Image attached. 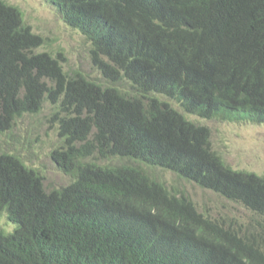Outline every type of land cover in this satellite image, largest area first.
<instances>
[{"label":"trees","instance_id":"obj_1","mask_svg":"<svg viewBox=\"0 0 264 264\" xmlns=\"http://www.w3.org/2000/svg\"><path fill=\"white\" fill-rule=\"evenodd\" d=\"M47 1L90 43L102 83L40 52L45 39L0 0V135L50 105L51 159L72 179L48 190L0 151V264H264V175L233 169L186 117L264 125V0ZM144 167L257 218H213Z\"/></svg>","mask_w":264,"mask_h":264},{"label":"rangeland","instance_id":"obj_2","mask_svg":"<svg viewBox=\"0 0 264 264\" xmlns=\"http://www.w3.org/2000/svg\"><path fill=\"white\" fill-rule=\"evenodd\" d=\"M3 1L20 9L26 24L36 35L45 39L47 45L40 52L44 50L53 55L61 53L65 60L66 72L78 70L102 83L100 74L91 63L90 43L79 31L71 29L62 21L55 6L47 0ZM117 87L121 90L130 89L125 82ZM171 104L182 112L173 102ZM52 113L53 108L45 104L39 114L23 117L17 121L11 131L0 135V151L17 154L27 165L38 169L45 177V188L48 190L65 187L72 182L70 177L57 169L51 159V152L60 145L57 124ZM186 117L210 130L212 150L221 155L233 169L264 175V125L230 124L204 120L196 116L186 115ZM108 164L134 165L129 161L118 160ZM144 168L155 179L160 180L169 191L185 194L201 212H206L213 218L229 217L241 223L249 221L254 223L253 219L257 218L241 204L228 201L211 191L181 180L169 171ZM12 230L11 225L5 227V233H10Z\"/></svg>","mask_w":264,"mask_h":264},{"label":"clouds","instance_id":"obj_3","mask_svg":"<svg viewBox=\"0 0 264 264\" xmlns=\"http://www.w3.org/2000/svg\"><path fill=\"white\" fill-rule=\"evenodd\" d=\"M80 33V32H79ZM190 116V115H189Z\"/></svg>","mask_w":264,"mask_h":264}]
</instances>
